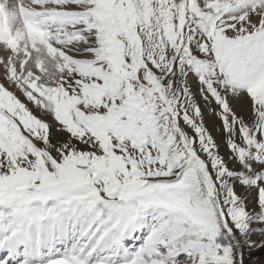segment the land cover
<instances>
[{
    "label": "snow or ice",
    "instance_id": "1",
    "mask_svg": "<svg viewBox=\"0 0 264 264\" xmlns=\"http://www.w3.org/2000/svg\"><path fill=\"white\" fill-rule=\"evenodd\" d=\"M253 248L264 0H0V264Z\"/></svg>",
    "mask_w": 264,
    "mask_h": 264
},
{
    "label": "rangeland",
    "instance_id": "2",
    "mask_svg": "<svg viewBox=\"0 0 264 264\" xmlns=\"http://www.w3.org/2000/svg\"><path fill=\"white\" fill-rule=\"evenodd\" d=\"M245 260L247 264H260L264 260V250L253 248L251 252L246 251Z\"/></svg>",
    "mask_w": 264,
    "mask_h": 264
}]
</instances>
